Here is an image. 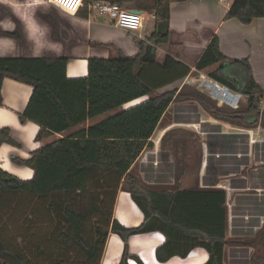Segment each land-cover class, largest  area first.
<instances>
[{"label":"trees","instance_id":"1","mask_svg":"<svg viewBox=\"0 0 264 264\" xmlns=\"http://www.w3.org/2000/svg\"><path fill=\"white\" fill-rule=\"evenodd\" d=\"M71 1L75 7L78 5L79 0ZM106 1L125 9H140L137 0ZM155 1L152 8L162 6L161 0ZM91 2L80 0L81 5L75 16L86 18ZM165 9L162 6V12L156 13L154 32L146 39L149 43L166 44L169 40V14ZM36 14L51 31L60 25L48 13L37 11ZM231 18L243 24H249L255 18H264V0H231L226 19ZM12 19L17 25L15 30L1 35L22 44L24 38L20 22ZM81 41L74 31L73 38L67 43L76 45ZM138 46L139 52L133 57L116 50L117 55L113 59H88L87 76L78 79L66 77L69 59L66 55L0 57V106L4 78L29 85L32 94L19 117L20 121H30L38 126L35 139L39 142L54 134H64L32 152L29 159L17 161L32 170L31 179L21 180L0 169V218L11 215L7 213L15 210L21 195L31 201H47L49 210L55 211L58 222L54 235L56 243L65 251L77 247L83 255V264H100L109 233L118 235L124 243V252L117 264H128L127 238L151 232H159L165 239L154 252L159 263L173 257L185 258L193 249L202 248L208 254L204 264H224V248L231 244L225 234L226 192L221 189L193 188L150 190L130 173V168L144 150L154 147L150 139L174 100L195 101L211 117L229 124L264 126V108H260L263 92L251 77L243 87H238L222 77L219 69H216L209 73V77L246 97L245 108L218 107L200 92V83L178 93L154 94L155 88L142 82L137 72L140 66L153 62L152 47L143 41ZM225 62L218 39L214 36L196 64V70L204 71ZM238 63L247 64L246 61ZM176 65L177 62L167 56L162 68L171 71ZM145 96L149 97L145 102L122 109L125 104ZM113 110L118 112L72 132L87 120ZM4 143L17 146L9 130L0 128V145ZM172 143L175 148L181 147L178 162L185 169L188 165L187 142L173 140ZM101 176L108 179L101 181ZM120 183L143 215V222L138 227H124L113 218V206ZM97 192H103V195H97ZM53 196H57L56 199L52 200ZM106 198L109 199V209L103 201ZM83 202L87 203V208L83 207L84 204L81 206ZM91 218L96 220L93 224L94 238L90 242L84 238L83 231ZM258 239L250 240L249 244L258 242ZM134 258L138 264H142ZM5 259H11L16 264H28L16 251L0 243V261ZM53 264L70 263L58 259Z\"/></svg>","mask_w":264,"mask_h":264},{"label":"crops","instance_id":"2","mask_svg":"<svg viewBox=\"0 0 264 264\" xmlns=\"http://www.w3.org/2000/svg\"><path fill=\"white\" fill-rule=\"evenodd\" d=\"M91 1L107 2L106 0ZM25 2L29 5L30 0H0V29L11 32L17 26L12 19L14 18L20 22L24 38L23 43L20 44L13 38L1 35L0 57L31 58L66 55L69 57L66 64V77L78 79L87 76L88 59H113L117 55L116 50H121L127 57H133L139 52V42L143 41L152 47L151 55H154V59L153 62L140 66L137 72L142 82L155 88L154 94L168 91L178 93L187 80H190L189 84L194 87L197 84L192 80L194 72L198 75L208 72L209 76V73L219 69L222 77L238 87H243L251 77L263 92L262 101L264 102V18H255L249 24H243L236 18L226 19L231 0L228 3L220 0H161L163 8L166 7L165 10H168L169 14V40L166 44L158 45L146 41L154 32L156 13L158 15L163 10L162 8L160 10L162 6L152 8V0H137L139 6H143L136 9L141 11L142 17L141 28L136 31L123 30L115 26L107 17L100 16L89 9L86 18L76 17L75 11L81 5L79 0L74 11L68 16L73 17L71 26L82 41L76 45L63 44L62 47H50L47 30L35 27L34 16L30 17L31 22H29L17 15L18 3ZM214 36L218 39L219 50L226 58V62L214 68L198 71L196 64ZM167 56L177 62L171 71L162 68ZM238 61H246L248 65ZM31 94L32 87L29 85L7 77L2 81L0 128L9 130L17 146L5 143L0 145V169L21 180L31 179L33 172L30 168L18 164L17 161L29 159L32 152L64 135L63 133L54 134L44 141H36L38 126L30 121L22 122L19 119ZM148 98L145 96L136 99L125 104L122 109L134 107ZM246 105L247 102L244 106ZM199 107L201 112L197 111ZM116 112L118 110L87 120L72 132L87 128ZM164 136L165 140L161 141ZM168 139L170 143L173 140L186 142L193 140L192 143L200 140L199 165L192 176L190 167L184 169L180 163L179 167L173 163L172 166L175 165V168L171 173L164 172L162 169L160 144ZM150 142L154 147L140 154L130 168V173L134 168L135 173L131 174L150 190L175 191L188 188L224 190L227 206L226 239L230 238L228 230L231 228L232 218L237 225L234 226L236 229H244L246 226L243 224L253 221L256 236L252 239L259 238L258 242H255L257 243L256 248L254 247L255 252L263 259L260 264H264V126L260 127L257 124L244 127L239 124H229L211 117L195 101H173L160 120ZM187 147H189L188 144ZM188 154L187 151V158ZM223 158L228 159L223 160ZM187 164L189 165L188 162ZM145 174H149V178L143 177ZM189 177L192 178L191 185L181 184L182 179ZM210 184L216 185L215 188H207ZM227 188L242 191L238 193V196L235 194V205L233 202H228ZM249 190L253 193L246 194L245 192ZM233 211L234 215H232ZM249 217L253 220L249 221ZM113 218L127 228L138 227L143 222L141 211L122 183L119 185L114 201ZM243 234V231H236L238 237H244ZM164 241V236L159 232L129 236L127 238V253L130 257L128 264H138L134 257L142 264H204L208 259L204 249L195 248L185 258L173 257L164 263H159L155 259L154 252ZM226 247L224 248V264H226ZM122 250L123 242L120 237L109 233L100 264H117L122 257Z\"/></svg>","mask_w":264,"mask_h":264},{"label":"rangeland","instance_id":"3","mask_svg":"<svg viewBox=\"0 0 264 264\" xmlns=\"http://www.w3.org/2000/svg\"><path fill=\"white\" fill-rule=\"evenodd\" d=\"M155 2H156L155 0H152V4H154ZM28 3L29 5H26L27 2H25L24 4L18 3L17 15L25 21H29L31 19L30 17L34 16L35 22H33V24L35 25V27L37 29L40 28V30L41 28L42 29L45 28V30H47V39L48 42L50 43L49 44L50 47H54V46L62 47L63 44L69 46L67 42L73 38V34H74V30L71 28L70 25V22L73 21L72 19L73 17L68 16L70 15L69 13H72L75 8L73 2L71 0H30V2ZM142 6L143 5H140V7ZM37 11L48 13L49 17L55 23H57V25L59 24L60 25L58 27H54L52 29L53 31H51V28L45 22H43L38 18V15L36 14ZM37 23L39 25H37ZM27 25L29 27V24ZM28 27L26 28L28 29ZM54 29L57 30V32L55 31L56 33L54 32ZM3 30H4L3 28L0 29V36L2 33L5 32ZM14 30L15 28L12 31ZM25 32L27 33V30ZM55 37L57 38L55 39ZM206 78H210L208 76V72H204L201 75H198L196 72H194L192 75V80H194L197 83H200V88H199L200 92L204 93L205 95H208L205 89L203 88V83L206 80ZM189 81L190 80H187V82L181 88L180 91H182L183 89H190L192 87L191 84H189ZM209 98L218 107L227 108L226 106L215 101L211 97ZM174 102H177V100H174ZM246 102H247L246 98L243 97L236 109L245 108L244 105ZM197 111L201 112L200 107L197 108ZM261 126L263 125H260V127ZM169 140L170 139L161 143L160 145L162 146V148H160L159 150L162 161L161 162L162 169H164V172L167 173H171L172 169L175 168V165L179 167L180 164L178 162V159L180 156V149H181V147L175 148L172 145V143L169 142ZM192 141L187 142L189 146L187 147V151L189 153L187 159L189 165L187 166V168L190 167L191 169L190 172H192L191 176L193 175V173L196 172V169L199 165V159H198V156L200 154L199 144L201 143L199 142L200 140L197 143L195 142L192 143ZM225 159L227 160L228 158H223V160ZM173 163L175 164L174 166H172ZM131 173H135L134 168L131 171ZM149 176H150L149 174H145V176L143 177L149 178ZM101 177H102L101 181L108 179L106 176H101ZM183 183L184 185H191L192 178L189 177L188 179L186 178L182 179L181 184ZM215 186L216 185L214 184H210L208 185L207 188H215ZM226 191L228 193V198H229L228 202L230 203L233 202V204L235 205V199H236L235 194H237L238 196V193H242V191H238L236 188H232V189L227 188ZM245 193L251 194L253 192L252 190H249L246 191ZM96 194L103 195V192L100 194L97 192ZM56 197L57 196H53L51 199L52 200L56 199ZM103 201L105 204H107L108 206L107 208L109 209L110 208L109 199L106 198L105 200L103 199ZM17 203L18 204L15 205L14 208L15 210L12 213H7V214H11L10 216L3 217V219L0 218V243L16 251L21 257L26 259L28 264H53L54 261L58 259H65L70 264H83L84 262L82 260L83 255L77 247L65 251L61 249L59 245L56 243L54 239V235H55L56 225L58 222L56 219L55 211L49 210L50 209L48 208L49 203L47 201H43L42 199H33L31 201L29 200V198H25V196L21 195V197H18ZM82 204H84L83 207L86 208L88 207L86 202L81 203V206ZM234 214L235 212L233 211L232 215ZM95 218L98 219L99 216L96 215ZM96 219L91 218L85 225L83 235L87 241L91 242L94 238L93 224L95 223ZM252 220L253 218L249 217V221ZM234 221H235L234 218H232L231 228H229L228 230L230 237L228 241L231 242V244H229L225 250L226 264H257V263L260 264V262L263 259L260 258V256L256 255L255 248L257 243L249 244V241L254 240L252 238L256 236L255 234L256 230L253 229L254 226V224L252 223L253 221L250 222L249 224H243V226H246L244 229L234 228V226L236 225ZM236 231L238 232L243 231L244 237L236 236ZM36 248L39 249V252L37 251V253H36ZM123 252H124V243H123L122 253ZM0 264H16V263H14L11 259H7V260L5 259V260H1Z\"/></svg>","mask_w":264,"mask_h":264},{"label":"built area","instance_id":"4","mask_svg":"<svg viewBox=\"0 0 264 264\" xmlns=\"http://www.w3.org/2000/svg\"><path fill=\"white\" fill-rule=\"evenodd\" d=\"M220 1L224 3L229 2V0ZM88 9L100 16H106L115 26L126 31L139 30L142 25V17L140 13H137L134 10L125 9L119 4L93 1L88 5ZM203 88L207 92V96L231 109H236L243 98L242 94L235 93L209 78H206L204 81ZM260 108H264V102L262 100L260 101Z\"/></svg>","mask_w":264,"mask_h":264},{"label":"water","instance_id":"5","mask_svg":"<svg viewBox=\"0 0 264 264\" xmlns=\"http://www.w3.org/2000/svg\"><path fill=\"white\" fill-rule=\"evenodd\" d=\"M135 12H137V13H140L141 11H139V10H134Z\"/></svg>","mask_w":264,"mask_h":264}]
</instances>
